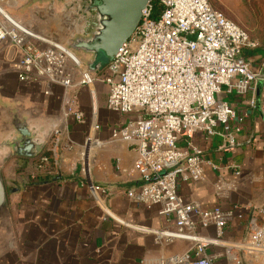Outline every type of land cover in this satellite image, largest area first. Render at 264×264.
Returning <instances> with one entry per match:
<instances>
[{
  "label": "built area",
  "instance_id": "2783aa9c",
  "mask_svg": "<svg viewBox=\"0 0 264 264\" xmlns=\"http://www.w3.org/2000/svg\"><path fill=\"white\" fill-rule=\"evenodd\" d=\"M155 1L149 0L139 26L103 75L91 77L61 45L35 37L5 10H0V48L7 43L19 49L21 58L13 65L19 81L45 85V95L54 88L67 93L91 90L98 83L107 87V109L126 118L111 137L137 155L135 169L142 184L128 196L147 209L157 206L160 215L173 218L175 230L161 234L187 243L183 253L168 264H214L208 255V248L214 246L227 249L230 264H244L248 256L264 258V216L259 224L250 222L247 239L227 242L222 236L236 217L234 210L204 211L180 192L181 183L203 180L207 166L218 168L205 158L197 135L205 142L218 139L225 151L236 146L241 128L233 125L238 114L228 96H248L249 107L256 109L257 83L262 81L259 108L264 117V64L255 67L249 55L258 44L209 0H157L161 6L157 16ZM63 115L66 123L71 117L79 123L85 120L70 105L64 106ZM96 130L94 121L87 129L80 167L89 192L98 199L91 154L103 142ZM42 163H48V158L43 157ZM232 168L240 174L238 165ZM106 214L116 218L107 210ZM210 227L216 236L204 234Z\"/></svg>",
  "mask_w": 264,
  "mask_h": 264
},
{
  "label": "crops",
  "instance_id": "0c3cea01",
  "mask_svg": "<svg viewBox=\"0 0 264 264\" xmlns=\"http://www.w3.org/2000/svg\"><path fill=\"white\" fill-rule=\"evenodd\" d=\"M3 8L30 29L37 18L50 24L53 16L48 7L30 5L27 0H0V10ZM56 15L64 25L65 13L57 11ZM249 55L255 67L264 64L262 47ZM20 58L21 52L12 45L5 43L0 48V143L12 135L15 117L37 131L58 126L39 156L14 157L13 166L7 162L2 167L4 180L6 175L13 176L21 186L9 202L12 231L0 232V264H168L181 255L187 243L161 234L175 230L174 219L160 215L157 206L147 209L128 196L142 184L135 169L137 155L111 137L126 118L107 109V96L100 94L106 86L98 83L99 93L95 88L67 93L54 88L45 95V85L19 81L13 65ZM89 95L90 107L75 104L74 99L80 103ZM226 100L238 114L233 123L241 128L236 146L225 151L219 148L218 139L205 142L197 135L205 158L218 168L207 166L203 180L181 183L180 192L204 211L214 207L234 210L236 217L225 227L222 239L237 243L247 239L250 222L259 224L264 216V117L260 108L249 107L248 96L230 95ZM66 105L82 112L84 122L71 117L66 123ZM94 121L96 137L103 142L91 154V178L98 199L89 192L80 167L87 129ZM43 157L48 163H42ZM233 165H238L239 175ZM106 210L116 218H110ZM204 234L216 236L215 228ZM208 255L214 264L231 263L224 247H209ZM244 264H264V258L248 256Z\"/></svg>",
  "mask_w": 264,
  "mask_h": 264
},
{
  "label": "water",
  "instance_id": "95a60500",
  "mask_svg": "<svg viewBox=\"0 0 264 264\" xmlns=\"http://www.w3.org/2000/svg\"><path fill=\"white\" fill-rule=\"evenodd\" d=\"M42 1L47 2L45 7L54 11L52 4L56 2L55 0H27L30 5H37ZM88 1L89 4L71 28L72 32L64 46L78 57L88 75L93 77L105 70L121 46L129 40L139 26L142 11L149 0ZM3 9L7 12L5 8ZM81 78V74L78 73L77 81ZM262 91L263 82L259 81L256 93L257 108L260 107ZM12 125L14 127L12 135L0 143V232L7 233L12 231V222L2 167L14 157L33 159L39 156L53 134L57 132L58 126L56 124L50 129L37 131L18 117L12 120Z\"/></svg>",
  "mask_w": 264,
  "mask_h": 264
},
{
  "label": "rangeland",
  "instance_id": "374dc122",
  "mask_svg": "<svg viewBox=\"0 0 264 264\" xmlns=\"http://www.w3.org/2000/svg\"><path fill=\"white\" fill-rule=\"evenodd\" d=\"M214 7L215 10L220 12L223 16H225L228 20L236 23L239 27H241L253 40H255L258 44V47H262L264 49V0H209ZM47 2L42 1L38 2V7L46 6ZM57 4V5H55ZM54 11L52 12L53 16H51V23L48 24L47 21L41 18H37L36 24L30 29L25 24H22L24 27L29 29L31 32L42 36L45 42L56 43L58 45L65 44L66 39L69 34L72 32V26L67 27L63 25V23L56 15L57 11H61L60 2L56 1L54 4ZM45 25H47V31H44ZM77 79V75H76ZM100 85L96 84L94 88L99 93L98 87ZM103 87V86H101ZM90 90V89H89ZM80 91H88V89L82 88ZM79 92V90L77 91ZM107 88L105 87L104 91L101 92L102 97L105 98L107 96ZM75 104L79 107L83 105L91 106L93 103L90 95L87 97V100L81 101L75 100ZM99 104V102H98ZM78 108V107H77ZM15 160H9L7 166H13ZM6 177V186L8 189V202H11L19 190L21 184L20 180L13 176H5ZM11 178V179H10Z\"/></svg>",
  "mask_w": 264,
  "mask_h": 264
},
{
  "label": "flooded vegetation",
  "instance_id": "af4514ba",
  "mask_svg": "<svg viewBox=\"0 0 264 264\" xmlns=\"http://www.w3.org/2000/svg\"><path fill=\"white\" fill-rule=\"evenodd\" d=\"M60 2L63 13H65L64 17V25L67 27L72 26L78 18L81 16L85 7L89 4V1L85 0H55ZM57 5V4H55Z\"/></svg>",
  "mask_w": 264,
  "mask_h": 264
},
{
  "label": "trees",
  "instance_id": "16d2710c",
  "mask_svg": "<svg viewBox=\"0 0 264 264\" xmlns=\"http://www.w3.org/2000/svg\"><path fill=\"white\" fill-rule=\"evenodd\" d=\"M154 15L157 16L160 11H161V6L159 5V3L157 2V0L155 1V8H154ZM258 49L254 50L253 52L257 51Z\"/></svg>",
  "mask_w": 264,
  "mask_h": 264
},
{
  "label": "bare ground",
  "instance_id": "6f19581e",
  "mask_svg": "<svg viewBox=\"0 0 264 264\" xmlns=\"http://www.w3.org/2000/svg\"><path fill=\"white\" fill-rule=\"evenodd\" d=\"M3 11V10H2ZM63 48H64V50L67 52V54L69 55V56H71L73 59H75L74 57H76L75 55H74V53H72L69 49H67L65 46H63ZM74 56H72V55ZM77 59H78V57H76ZM79 60V59H78ZM80 61V60H79ZM80 63H81V61H80ZM81 65H82V63H81ZM92 89H94V88H92Z\"/></svg>",
  "mask_w": 264,
  "mask_h": 264
}]
</instances>
